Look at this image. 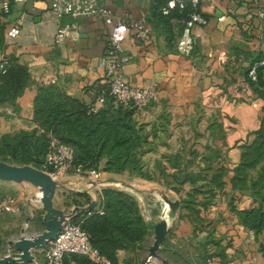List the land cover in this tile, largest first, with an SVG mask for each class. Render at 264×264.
Instances as JSON below:
<instances>
[{
    "label": "crops",
    "instance_id": "0c3cea01",
    "mask_svg": "<svg viewBox=\"0 0 264 264\" xmlns=\"http://www.w3.org/2000/svg\"><path fill=\"white\" fill-rule=\"evenodd\" d=\"M160 2L106 1L114 19L125 23L143 19L150 30L149 37L141 40L131 28L123 42L124 51L131 56L123 66V79L133 86L154 83L158 92L156 101L134 112L148 127L166 128L158 133L155 151L148 149L145 158L163 154L180 158L185 133L187 157L197 160L196 166L165 168L167 190L179 205L171 213L161 245L174 258L162 257L158 264H194L203 254L221 256L220 264H264V233L248 231L230 210L231 206L246 210L255 205L233 180L245 146L264 115V100L247 75L251 62L264 58V0H199L197 9L206 23L189 29L188 20L161 13ZM50 4L51 0H11L8 12L0 10V62L8 58L12 64L25 65L29 73L17 99L14 122L20 127L37 126L33 101L41 90H55L71 109L105 107L96 101V90L103 84L98 62L106 51L110 26L94 16L58 19ZM65 22H75L78 37L55 42L54 34ZM12 26L19 29L14 37L7 34ZM185 38L193 41L189 53L178 48ZM70 170L55 180L56 194L62 187L80 190L89 185L80 175L87 171ZM173 175L181 179L197 176L194 184L211 189L207 204L198 201L201 196L190 203L201 208L197 218L188 216L191 210L183 202L192 183L179 182ZM97 178L102 186L104 173L99 172ZM9 183L0 180V190L12 187ZM131 255L128 249L115 254L118 263L129 262Z\"/></svg>",
    "mask_w": 264,
    "mask_h": 264
},
{
    "label": "rangeland",
    "instance_id": "374dc122",
    "mask_svg": "<svg viewBox=\"0 0 264 264\" xmlns=\"http://www.w3.org/2000/svg\"><path fill=\"white\" fill-rule=\"evenodd\" d=\"M2 84L0 81V85ZM18 97L17 90H5L4 97L0 99V106H8L0 108V161L15 166L28 165L42 171H54L52 165L44 168L43 163L50 150L51 140L56 138L58 146L63 145L71 152L73 167L69 169L70 171L77 166L74 163H81V170L94 169L96 173L80 174L85 176L89 183L84 189L62 187L63 191L53 196V207L63 211L65 216L72 217L76 222H82L89 217L86 215L87 210L101 216L108 212L111 235L114 240H118L117 245L119 242L124 245L116 252L128 249L132 252L131 257L127 258L130 259L129 262L142 264L148 257V248L154 240L155 224L167 217L170 227L172 210L164 199L179 202L173 200L171 192L167 190L168 174L165 168L169 165L174 168H185L187 165L196 166L197 163L194 158L187 157L188 144L185 141V133L180 158H169L163 154L161 158L146 159L144 154L149 151L148 149L155 151L158 133L166 132V128H157L154 125L148 127L135 112L118 114L116 121L111 120L113 119L111 117H105L100 120V124L93 119L89 122L92 128L94 127L90 131L84 126L86 120L82 117L79 120L71 116L68 121H63L61 109L66 106H61L63 105L61 98L57 97L52 102L49 96L44 95L43 99H37V114L33 101V120L37 126L20 127L14 122L17 117ZM44 97L48 99L45 100ZM80 150L84 151L80 154L82 157L78 155ZM245 154L243 159L242 156L240 158L242 167L237 170L233 184L241 194L254 199L255 205L246 209L244 216L247 224L256 231L248 229L242 222L239 214L241 209L231 206L230 210L238 222L255 235L259 232L264 233V133L254 135L247 145ZM99 172L104 173L102 186L98 185ZM177 176L181 178L180 175ZM9 184L12 187L0 190V198L8 197L13 202L15 211L0 217V258L5 255H18L14 242L22 235L35 236L44 230L45 210L40 199L39 187L29 182ZM13 189L15 191H12ZM204 194L205 192L197 195L202 197L199 202L206 201L208 192ZM109 200L113 206H108ZM163 208L166 211L165 216ZM194 208L197 212L201 209H197L196 206ZM43 250L44 246L35 248L34 260L30 263H43ZM168 254L169 252L160 247L157 256L151 257L146 263L158 264L162 263V257L167 260L168 257L174 258V255ZM208 258L220 262L221 256L203 254L194 264H207Z\"/></svg>",
    "mask_w": 264,
    "mask_h": 264
},
{
    "label": "built area",
    "instance_id": "2783aa9c",
    "mask_svg": "<svg viewBox=\"0 0 264 264\" xmlns=\"http://www.w3.org/2000/svg\"><path fill=\"white\" fill-rule=\"evenodd\" d=\"M107 0H51L50 11L58 18L70 17L77 18L81 16H94L100 18L103 22L110 26L108 34L107 47L105 53L98 62V67L103 72L104 87L96 94V101L104 103L106 97H110L114 106L122 105L134 109L141 110L150 103L157 100L158 92L154 83L144 86H133L123 79V66L131 59L130 54L126 53L123 48V42L128 38L129 31L132 28L138 39L145 40L149 37L150 30L145 25L143 19H139L130 23L122 20L114 19L112 14L106 7ZM177 1L183 0H167L163 12L175 6ZM193 6H197L199 0H188ZM257 3L259 0H253ZM11 0H0V10L8 12ZM205 24V18L200 12H194L188 19L186 26L189 29L194 24ZM17 26H12L7 34L14 37L18 34ZM78 30L75 22L63 23L54 34V41L61 42L65 38H77ZM193 41L191 38H185L179 41L178 48L182 52L189 53L192 49ZM264 65V60H254L249 65L247 75L255 81L257 76V68ZM3 62H0V71ZM58 141L53 138L50 142V150L45 156L43 167L53 166L54 171H45L53 179L59 174L73 167L70 150L63 145L58 146ZM76 171H83L80 165L75 167ZM88 174L96 173L94 169L88 170ZM14 204L8 197L0 198V217L3 214L14 212ZM87 215L92 214L91 210H87ZM44 264H75L74 256L80 257L87 261V264H113V262L102 254L99 249L91 243L88 233L84 230L81 222H76L70 216H65L61 229L55 239L48 241L44 245L43 250ZM117 264H130L121 262ZM207 264H220L212 258L207 259ZM248 264H253L249 262Z\"/></svg>",
    "mask_w": 264,
    "mask_h": 264
},
{
    "label": "trees",
    "instance_id": "16d2710c",
    "mask_svg": "<svg viewBox=\"0 0 264 264\" xmlns=\"http://www.w3.org/2000/svg\"><path fill=\"white\" fill-rule=\"evenodd\" d=\"M166 4H167V0H162V2H160L158 5V7L161 10V13L165 14L166 16L175 15L187 21L190 18L192 13L198 12V9H197L198 4L197 6H193L191 2L188 0L177 1L173 8L168 9V11L164 13L163 8L166 6ZM260 59L261 58L256 57V60H260ZM1 62H3V67H2V70L0 71V81L3 84L0 85V99L4 97L5 90H17V93L20 95V93L22 92V89L24 88V86L27 84V81H28L29 73H28L27 67L21 64H12L10 59L8 58ZM250 82H251L252 87L255 89V92L257 93V95L264 100V90H263L264 89V65L259 66L257 68L256 80L255 81L250 80ZM103 87H104V84H102L99 87V89L96 90V94ZM44 95L49 96L52 102L54 101L55 98L60 97L63 103V105L61 106H65V104L67 103L64 101L62 96H59L55 92V90H43V91L41 90L34 100L35 102L34 107H35L36 114H37V101H38L37 99L38 98L43 99ZM44 98L45 100L48 99L46 97ZM104 105H105V107L103 108L104 110L98 109L96 111H91L90 108L85 105L84 106L80 105L76 107V109L75 108L71 109V108H68L67 106L62 107L61 112L63 116L61 119L63 121H68L69 119H71V116H73L75 117V119L80 120L82 117L83 119L86 120L85 121L86 123L84 124V126H86V129H89L90 131H92L94 127L92 128L89 122H91L93 119H96L97 121H99V124H100V120L105 117H111L113 118L111 120L116 121L117 120L116 117L118 116V114L123 115L124 113L125 114L134 113V109L129 108V107H125L122 105H118L115 107L111 103V99L108 96L105 99ZM253 133L255 136H258L264 133V115L262 116L260 120L259 127L255 131H253ZM246 148L247 146H245V150L242 154V159H243V156L245 157L246 155L245 154ZM81 153H84V151L80 150L78 155H80ZM86 153H88L87 150H86ZM74 164L77 166L82 165L81 163H77V164L74 163ZM241 167H242V164L239 163L236 168V174H237V170H239ZM172 177H175L178 181L181 179V178L179 179V177L176 175L175 176L173 175ZM196 178L197 176H192V175L183 177L184 180L186 179L187 181L192 183V188L187 193L188 197L183 199L184 207L190 208L189 210L191 211L189 210L188 211L191 214H188V216H193L195 218H197L196 215L198 214V212L194 208V206H192L190 203H195L194 201L197 200V198L199 197L197 195H199L200 193L205 192L204 195H206V192H208L206 196V200L211 195H213L211 189L207 188L205 185L194 184L196 182ZM183 179H181L179 182L183 181ZM234 180H235V177H234ZM207 202L208 201L204 202L203 205L207 204ZM110 205L113 206V203L112 201L109 200L108 206ZM260 205H262V200L260 202ZM246 212L247 210H242L239 212V214L242 217V222H244L247 225L248 229H251L253 231L255 229H253V227L248 225L246 222V218L244 216ZM88 216L89 217H86L85 219L82 220L81 225L84 228V230L88 233L91 243L94 246H96L102 254L108 257L113 262V264H117L118 262L115 256L116 250L118 248L124 247V245L122 246L120 242L117 245L118 240H114V238L111 235L112 232L110 231V227H109L110 223H109L108 212L105 213L104 216L94 215V213ZM73 259L75 260L76 264H85V263L87 264V261H85L84 259L80 257L74 256ZM65 264H68V262L66 261Z\"/></svg>",
    "mask_w": 264,
    "mask_h": 264
},
{
    "label": "water",
    "instance_id": "95a60500",
    "mask_svg": "<svg viewBox=\"0 0 264 264\" xmlns=\"http://www.w3.org/2000/svg\"><path fill=\"white\" fill-rule=\"evenodd\" d=\"M0 180L14 183L29 182L39 187L41 192V202L45 210L43 216L44 230L35 236L22 235L14 242V247L18 251L17 256L5 255L0 258V264L28 263L34 260L33 250L44 246L48 241L56 238L65 218L63 211L53 207V196L56 192V181L45 171L34 167L15 166L0 161ZM168 207L173 211L179 205L178 201L164 199ZM168 220L162 218L155 224L154 240L148 248V257L143 263L157 256V251L163 244L168 232Z\"/></svg>",
    "mask_w": 264,
    "mask_h": 264
},
{
    "label": "bare ground",
    "instance_id": "6f19581e",
    "mask_svg": "<svg viewBox=\"0 0 264 264\" xmlns=\"http://www.w3.org/2000/svg\"><path fill=\"white\" fill-rule=\"evenodd\" d=\"M165 219H167V218H165Z\"/></svg>",
    "mask_w": 264,
    "mask_h": 264
}]
</instances>
